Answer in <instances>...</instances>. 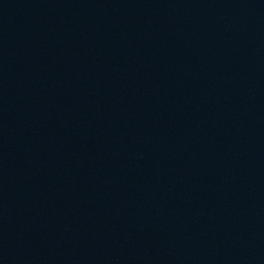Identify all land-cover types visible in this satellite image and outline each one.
Segmentation results:
<instances>
[{"label": "water", "instance_id": "obj_1", "mask_svg": "<svg viewBox=\"0 0 264 264\" xmlns=\"http://www.w3.org/2000/svg\"><path fill=\"white\" fill-rule=\"evenodd\" d=\"M237 50L264 91V0H211Z\"/></svg>", "mask_w": 264, "mask_h": 264}]
</instances>
